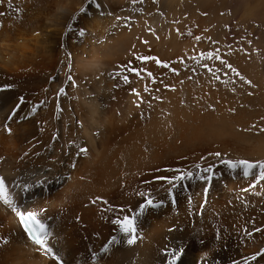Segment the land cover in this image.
<instances>
[{"label": "bare ground", "instance_id": "1", "mask_svg": "<svg viewBox=\"0 0 264 264\" xmlns=\"http://www.w3.org/2000/svg\"><path fill=\"white\" fill-rule=\"evenodd\" d=\"M21 7L0 9V178L12 201L0 200V264H56L53 253L63 264H166L168 253H178L175 264H264V231H256L264 230V181L251 188L252 177L219 163L210 181L193 178L171 195L155 196L164 181L145 183L177 174L170 169L208 175L202 157L223 153L220 128L233 116L222 97L215 112L187 103L195 92L182 75L205 42L182 36L181 13L135 11L151 17L147 42L131 10ZM128 63L142 78L115 75ZM244 142L257 154L251 161L264 156ZM21 197L48 224L52 253L20 232L10 207ZM145 198L156 206L137 218L128 245L112 221L135 215Z\"/></svg>", "mask_w": 264, "mask_h": 264}, {"label": "rangeland", "instance_id": "2", "mask_svg": "<svg viewBox=\"0 0 264 264\" xmlns=\"http://www.w3.org/2000/svg\"><path fill=\"white\" fill-rule=\"evenodd\" d=\"M60 1H70L76 9L131 10L130 18L135 19L141 29L140 36L145 41L150 39L146 32L151 17H137L135 11L162 9L164 13H181L174 16V20L184 34L182 36L189 33L194 38L198 35L205 42L201 49L195 48L196 53L190 66L184 69H188L189 78L182 75L183 79L193 84L191 87L195 92L196 103H187L198 111L208 106L210 111L215 112L217 102L222 97L223 103L228 105L233 115L232 120H227L223 127L215 128V131L220 128L223 132L224 146L220 150L225 153H220L219 158L207 155L200 165L212 166L229 159L251 161L257 154L245 150L244 141L251 142L250 145L258 151L260 149V152L264 150V0H0V5L5 6H0V9H20V6L23 7L21 9H53L54 4ZM162 52L166 55V48ZM179 52L181 55L184 53L181 50ZM209 53L212 54L211 58H208ZM221 60L225 64H221ZM184 67H187V63ZM184 97L187 99V92H184ZM185 99L181 101L185 102ZM256 161H264V156ZM171 188L168 184L157 191L155 196Z\"/></svg>", "mask_w": 264, "mask_h": 264}, {"label": "snow or ice", "instance_id": "3", "mask_svg": "<svg viewBox=\"0 0 264 264\" xmlns=\"http://www.w3.org/2000/svg\"><path fill=\"white\" fill-rule=\"evenodd\" d=\"M199 39V37H197ZM212 54H208V58H211ZM137 60H139L141 63L146 62L149 59H155V58H149V57H136ZM217 59L219 57L217 56ZM157 65H160L164 68H167V64H162L158 59L156 60ZM221 64H225V61L221 60ZM228 67H231L230 65H226ZM122 71L117 72L115 75L117 77H121L126 83L129 81V76L127 73L134 74L138 78L141 77V72L144 71L143 68L137 69L133 67L131 63H128L126 65L121 66ZM148 76H151V72L146 73ZM246 83H248L246 81ZM147 90V89H146ZM134 94L139 95V93H136L135 89L132 90ZM264 130V129H262ZM81 151H86L85 149H81ZM211 155L216 156L219 158L221 156L220 153H212ZM204 159V157H202ZM220 163L224 166H226L230 171L242 172V175L244 178H253V182L251 183L250 187L255 188L257 185H259L262 181H264V161H249V160H221ZM196 168H200L199 164L195 165ZM169 171H174L177 174L174 176H157L154 177L152 181H145V183H155L157 181H164L165 183L172 186V189H175L178 186H181L183 182L189 181L191 182L193 178H195L199 182H205L210 181L212 179V174L214 173L213 166H209L207 168H203L201 171L203 173H207L208 175H202L201 172L193 173L192 171H185L183 169H170ZM31 185H28L24 188V191L27 192ZM172 189L169 190V194L171 195ZM249 189L245 188L244 191L247 192ZM205 192L208 191L207 188L204 190ZM34 194V193H33ZM0 200H3L5 204L11 205L12 201L8 197L7 193V187L5 184V181L3 178H0ZM23 203V201H21ZM156 206L154 205V202L150 198H145L144 203H141L139 208L140 210L135 213L133 216L124 215L122 219H116L113 220L112 223L114 225L119 226V230L122 232V234L127 237L126 243L128 245H133L136 242L137 239V226L136 221L137 218L143 213V210L146 207ZM201 207H204V205H201ZM15 211L16 209L13 208ZM116 212H124L125 209L123 208H116ZM17 216L19 218L20 224L23 227L25 233L29 237V239L37 246L44 248L45 252L52 253L51 247L47 246V230L43 223H41L40 220L36 218V216L32 212H17ZM257 232L264 231L260 228L256 229ZM251 234V233H249ZM167 255H172L174 259L172 261H166V264H175V259L178 257V253H168ZM259 255L264 256V251H262ZM53 258L57 260V264H61V261L57 255L53 253ZM252 261L257 260V256L253 255L250 258Z\"/></svg>", "mask_w": 264, "mask_h": 264}]
</instances>
